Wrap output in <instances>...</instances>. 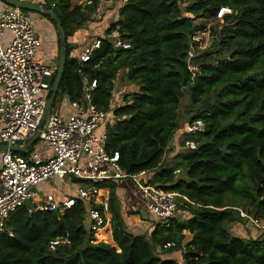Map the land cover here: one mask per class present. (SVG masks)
<instances>
[{
    "label": "trees",
    "instance_id": "trees-1",
    "mask_svg": "<svg viewBox=\"0 0 264 264\" xmlns=\"http://www.w3.org/2000/svg\"><path fill=\"white\" fill-rule=\"evenodd\" d=\"M99 2L73 6V0H46V6L69 36ZM224 7L232 12L223 16L219 31L212 28L214 49L192 60L198 66L194 71L189 63L192 38L206 27L196 21L217 20ZM115 28L130 48L114 47L108 36ZM102 38L87 62L72 55L67 42L56 101L64 95L80 100L85 79H97L94 102L112 116L107 149L120 153L126 173L147 170V182L182 195L178 216L167 228L135 234L126 226L113 186L114 243H107L89 229L83 202L64 214L23 206L0 234V264H178L180 258L187 264H264V228H248L240 215L243 210L264 220V0H127ZM118 82L135 87L119 102ZM186 89L195 110L180 127ZM197 120L206 130L183 134L180 149L172 147L175 135ZM186 141L196 147H186ZM32 150L19 153L26 156ZM179 205L189 212L187 218ZM236 223L255 234L238 235ZM62 237L67 242L50 249ZM167 242L175 246L164 249Z\"/></svg>",
    "mask_w": 264,
    "mask_h": 264
},
{
    "label": "built area",
    "instance_id": "built-area-1",
    "mask_svg": "<svg viewBox=\"0 0 264 264\" xmlns=\"http://www.w3.org/2000/svg\"><path fill=\"white\" fill-rule=\"evenodd\" d=\"M126 1L123 0L124 3ZM231 12L230 8L224 7L218 13V18L222 19ZM7 30L11 31L12 38L4 46L1 37ZM200 30L192 38L194 44L190 55L199 46ZM204 30H207V26ZM103 36L98 35L84 47L79 55L81 62L91 59L94 51L102 45ZM108 37L115 48L131 47V43L122 38L118 28ZM39 45L40 39L28 12L9 6L0 12V144L23 146L42 123L56 68L37 61ZM97 84V79L87 77L83 97L70 100L71 111H51L47 116L41 139L47 142L51 154L41 157L36 152L26 156L10 150L1 153L0 234L7 230L10 215L20 207L28 206L30 211L46 210L64 214L78 202H83L88 207L89 229L97 235L108 223L105 214L108 200H104L99 183L126 179L135 184L144 210L153 218L154 227L167 228L177 218L178 198L182 195L147 182V170L136 174L126 173L120 164V153H112L107 149V126L112 116L111 112L99 108L94 102ZM205 130V123L197 120L188 124L179 134ZM186 147L195 148L196 144L186 141ZM56 176L66 181L77 179L88 184L77 187L74 195L62 200L53 194L43 195L39 185ZM240 215L248 224L264 228L261 219L243 210H240ZM66 242L67 237L57 238L51 242L50 249L54 250L58 244ZM174 246V242L162 245L164 249ZM178 264H187V261L180 258Z\"/></svg>",
    "mask_w": 264,
    "mask_h": 264
},
{
    "label": "crops",
    "instance_id": "crops-1",
    "mask_svg": "<svg viewBox=\"0 0 264 264\" xmlns=\"http://www.w3.org/2000/svg\"><path fill=\"white\" fill-rule=\"evenodd\" d=\"M34 2L43 3L46 6V0H31ZM77 0H73L74 2ZM84 6L89 4V0H83L81 3ZM124 4L123 0H100L98 3V7L96 10L89 12V19L85 24H82L79 28L74 30V32L67 36L68 41L73 46V53L75 57L79 59V55L83 51L84 47L91 44V42L98 36L105 34V31L109 28V26L113 23V21L117 20L119 17V9ZM8 6L0 0V12L6 9ZM46 8H48L46 6ZM49 9V8H48ZM32 17L36 22L37 33L40 39V45L37 51L36 59L38 62L49 65L53 68L57 69L59 67V59H60V48H61V39L59 36V32L56 26V22H54L50 17L46 14H40L32 12ZM12 38L11 31L7 30L1 37L2 44L7 46ZM52 78V81H53ZM56 102V101H55ZM55 105V104H54ZM58 112H69L71 111L70 99L68 96L64 95L60 99V105L55 110ZM33 150L30 151L38 153L41 157H45L48 154H51L49 150V146L45 140H41V142L36 145H33ZM29 153V154H30ZM2 167V156L0 152V169ZM56 178V177H54ZM62 181L61 185L51 186L52 181L49 180L47 182H43L39 185V191L45 194H53L57 199H64L67 196L74 195L76 193V188L74 190L68 188L70 187L72 180L68 181L59 178ZM47 183V184H46ZM45 184V185H44ZM50 185V188L47 189L45 186ZM106 188L101 189V194L104 196V200H108V207L105 208V214L108 219V223L104 229H102L98 235H102L103 240L107 243H114L112 228H111V220L112 213L109 208V196L110 192L115 187V194L117 197V202L119 203L121 215L126 222V226L128 230L135 234H150L153 229V218H150L149 212H146L143 207V201L139 191L137 190L135 184L132 180L126 179L119 182H106ZM234 230L238 235L247 236L249 230H246L243 226H238V224H233ZM187 233V240L191 239V235ZM255 234V232L253 233ZM99 236H96L97 239ZM109 236L110 241L107 240ZM175 256L177 258L181 257V254L178 252Z\"/></svg>",
    "mask_w": 264,
    "mask_h": 264
},
{
    "label": "rangeland",
    "instance_id": "rangeland-1",
    "mask_svg": "<svg viewBox=\"0 0 264 264\" xmlns=\"http://www.w3.org/2000/svg\"><path fill=\"white\" fill-rule=\"evenodd\" d=\"M83 0H77L74 2L73 6L75 5H78V3H81ZM30 16L32 17V12L29 13ZM33 19V17H32ZM33 22H34V25H35V29L37 31V27H36V22L35 20L33 19ZM196 24L199 26H207V30L205 31L204 29H201L199 32H198V44L199 46L196 47L193 51H192V54L190 55L191 58H189V63H190V67L194 70L197 69V65L196 63H193L192 60L194 58H196L199 54H203L204 52H208L209 50L211 49H214V46L212 45L213 44V40H215L216 38V33H214L213 29L212 28H216L218 31L221 29V25L223 24V19H219L217 18V20H208V19H201L199 18L197 21H196ZM121 77V75H120ZM135 87L133 85H124V83H120L118 82L117 83V88H116V91H117V95H116V101L118 99V102L120 101L119 98L122 99V96L123 94L125 95V93H127L128 91H133ZM60 105V99H57L55 105L53 106L52 108V111L54 112ZM195 110V107H193L191 105V101H190V93H189V90H185V93H184V98L182 100V103H181V107H180V127L183 126V124H185L187 121H189L190 117H191V114L193 113V111ZM99 131H102L99 129ZM180 132V131H179ZM176 134L175 137H174V146L172 145V147H175L176 150H179L180 147V134ZM42 139H39L37 142H36V145H38L40 142H41ZM172 153L170 152V150H167L166 152V158L169 159L172 157L171 155ZM168 161V160H167ZM171 164V162H170ZM179 174H182L179 173ZM60 177L59 176H56V178H53L51 179L52 184L51 186H58V185H61L62 184V181L59 179ZM69 182V180H68ZM71 185L70 189L74 190L76 187H79L81 185H87L88 182H84V181H81V180H76V181H73L70 182ZM47 184V183H46ZM45 185V184H44ZM107 186H105L104 188H106ZM45 188L49 189L50 188V185H47L45 186ZM180 198V197H179ZM179 198H178V202H179ZM185 199V198H184ZM187 200V199H186ZM180 206V205H179ZM180 215L187 218L189 216V212L187 210H183L180 206ZM262 223L264 224V220H262ZM246 226V225H245ZM251 227V225H248V228ZM260 230H263V227L262 228H258ZM96 236H99L98 234ZM102 235L98 237V240H103L102 239Z\"/></svg>",
    "mask_w": 264,
    "mask_h": 264
},
{
    "label": "water",
    "instance_id": "water-1",
    "mask_svg": "<svg viewBox=\"0 0 264 264\" xmlns=\"http://www.w3.org/2000/svg\"><path fill=\"white\" fill-rule=\"evenodd\" d=\"M4 2L7 6L9 7H15L19 8L25 11L29 12H35V13H40V14H48L51 19H54L56 22V26L59 32V36L61 39V48H60V59H59V67L57 69L55 79L53 81V84L51 86V95L47 99L46 103V109L44 113V117L42 120V123L40 125L39 130L35 133V135L23 146H7L5 144H0V152H5L7 150L14 151V152H20V153H25L27 152L30 148L33 147V145L41 139V130L43 128L44 122L47 118V116L50 114L52 111V108L55 104L58 92H59V87L61 84V81L63 79V75L65 72L66 68V62H67V33L66 30L63 26L62 20L60 17L56 14V12L53 9H48L43 3L40 2H34L31 0H1Z\"/></svg>",
    "mask_w": 264,
    "mask_h": 264
}]
</instances>
